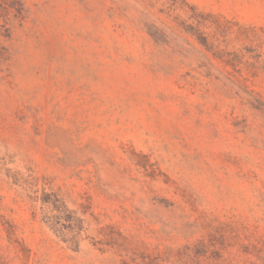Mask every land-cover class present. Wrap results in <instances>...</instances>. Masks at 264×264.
Here are the masks:
<instances>
[{
  "label": "rangeland",
  "instance_id": "obj_1",
  "mask_svg": "<svg viewBox=\"0 0 264 264\" xmlns=\"http://www.w3.org/2000/svg\"><path fill=\"white\" fill-rule=\"evenodd\" d=\"M0 264H264V0H0Z\"/></svg>",
  "mask_w": 264,
  "mask_h": 264
}]
</instances>
